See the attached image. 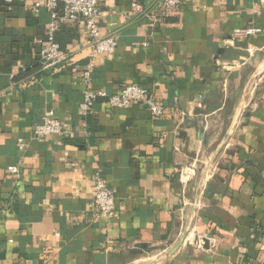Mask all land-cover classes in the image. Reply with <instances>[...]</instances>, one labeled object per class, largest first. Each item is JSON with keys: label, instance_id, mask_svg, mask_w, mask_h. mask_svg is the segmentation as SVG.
I'll list each match as a JSON object with an SVG mask.
<instances>
[{"label": "crops", "instance_id": "crops-1", "mask_svg": "<svg viewBox=\"0 0 264 264\" xmlns=\"http://www.w3.org/2000/svg\"><path fill=\"white\" fill-rule=\"evenodd\" d=\"M41 1L0 11V264H264V0H101L113 55L90 60L69 22L56 36L69 65L17 80L40 64ZM88 61L94 92L139 84L166 114L99 98L81 116ZM47 111L74 137L37 140ZM96 174L115 195L109 220L90 208Z\"/></svg>", "mask_w": 264, "mask_h": 264}, {"label": "built area", "instance_id": "built-area-1", "mask_svg": "<svg viewBox=\"0 0 264 264\" xmlns=\"http://www.w3.org/2000/svg\"><path fill=\"white\" fill-rule=\"evenodd\" d=\"M101 0H43L35 2L31 11L38 14L41 10L50 14V21L45 28L46 39L39 53L41 69L43 71L55 70L69 65V56L63 51L55 41V33L59 28L69 22H79L80 27L87 35L91 53L90 60L96 57L111 56L115 53L118 46V38L114 35H101L99 21L103 15L100 9ZM10 3V1H8ZM181 4V0H162V10L172 12ZM133 11H140L141 7L132 3ZM159 17L153 16V23L158 24ZM260 32L258 28H249L243 31V35H255ZM142 46H146L143 44ZM81 83L84 86L82 101L79 105L81 116L85 117L91 110L94 102L99 98H104L111 108L126 110L133 104L144 107L154 119L162 118L167 107L164 104L157 103L149 96L148 90L139 84H131L122 87L112 95L105 92H94L91 87V78L94 66L88 61L82 67H76ZM33 135L37 140H42L50 136H57L63 139H71L73 133L68 131L59 120L54 117L52 111L45 112L40 123L34 126ZM24 143L18 141V149L23 150ZM216 165H213V169ZM193 168L183 169L180 173L181 178L188 179L193 174ZM11 174L19 175L15 166L8 168ZM113 191L104 182L101 175L96 174V182L93 187V197L90 208L95 214L103 219L109 220L115 215L116 201ZM212 244L213 240L207 235L200 237L194 246L197 248L204 247L205 243Z\"/></svg>", "mask_w": 264, "mask_h": 264}, {"label": "trees", "instance_id": "trees-1", "mask_svg": "<svg viewBox=\"0 0 264 264\" xmlns=\"http://www.w3.org/2000/svg\"><path fill=\"white\" fill-rule=\"evenodd\" d=\"M8 1H10V3H8ZM11 2H12V0H0V11L2 10L3 12L6 13V11L9 10V8L12 6V5H11ZM61 27H62V26H61ZM59 30H60V28H59ZM59 30L55 33V41H56V43H58V41H57V39H56V36H57ZM1 32H2V31H0V33H1ZM58 45L60 46V48H61L62 50L64 49L63 46H62L61 44L58 43ZM63 51H64V50H63ZM39 63H40V61H39ZM39 63H38V64H39ZM38 69H39V70L41 69V63L39 64V66L36 65V66L30 67V68L22 69V70L20 71L19 75L16 77V79L18 80V79L26 78V77H28L29 75H31L33 72H36Z\"/></svg>", "mask_w": 264, "mask_h": 264}, {"label": "water", "instance_id": "water-1", "mask_svg": "<svg viewBox=\"0 0 264 264\" xmlns=\"http://www.w3.org/2000/svg\"><path fill=\"white\" fill-rule=\"evenodd\" d=\"M220 53H221V51H218V55H220ZM205 248H206V246H205Z\"/></svg>", "mask_w": 264, "mask_h": 264}]
</instances>
